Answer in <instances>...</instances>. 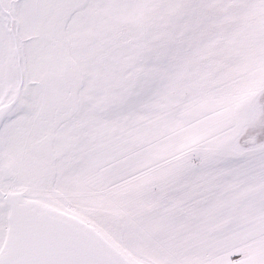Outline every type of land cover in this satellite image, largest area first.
I'll use <instances>...</instances> for the list:
<instances>
[{
  "label": "snow or ice",
  "instance_id": "1",
  "mask_svg": "<svg viewBox=\"0 0 264 264\" xmlns=\"http://www.w3.org/2000/svg\"><path fill=\"white\" fill-rule=\"evenodd\" d=\"M0 264H264V0H0Z\"/></svg>",
  "mask_w": 264,
  "mask_h": 264
}]
</instances>
